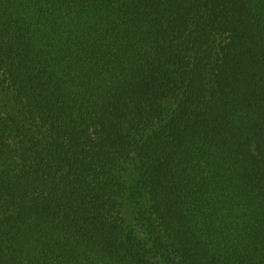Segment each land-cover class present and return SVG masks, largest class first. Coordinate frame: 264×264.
<instances>
[{
  "label": "trees",
  "instance_id": "obj_1",
  "mask_svg": "<svg viewBox=\"0 0 264 264\" xmlns=\"http://www.w3.org/2000/svg\"><path fill=\"white\" fill-rule=\"evenodd\" d=\"M0 264H264V0H0Z\"/></svg>",
  "mask_w": 264,
  "mask_h": 264
}]
</instances>
